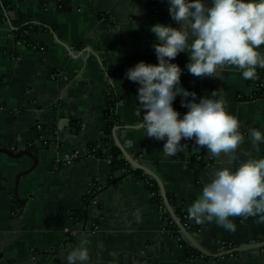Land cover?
I'll return each instance as SVG.
<instances>
[{
    "label": "crops",
    "instance_id": "1",
    "mask_svg": "<svg viewBox=\"0 0 264 264\" xmlns=\"http://www.w3.org/2000/svg\"><path fill=\"white\" fill-rule=\"evenodd\" d=\"M60 1L0 0L11 4L8 11L0 10V148L19 152L33 144L38 158L16 187L17 175L33 160L0 152V264H67L75 248H87L85 264H264V248L182 259L179 237L167 228L169 214L152 200L146 182L88 154V145L103 138L105 100L113 90L120 97L116 115L121 127L114 129L115 137L157 174L173 198L172 208L188 217V207L215 170L264 158V143L257 151L250 135L252 129L264 134V95L248 97L256 90L258 73L245 79L242 70L225 65L215 77H196L186 68L188 55L180 53L172 62L183 70L181 86L196 92L197 102L218 91L245 139L232 164L223 155L211 156L194 138L181 140L183 152L165 156V141L144 136L139 85L125 73L140 61L158 63L153 47L158 41L150 27H178L167 0H67L68 10H60ZM9 21L46 26L29 33L44 50L15 41ZM180 101L178 96L173 107L182 116L187 109ZM74 211H83L85 219L74 221ZM230 219L234 232L215 221L198 224L188 217L194 237L210 252L222 244L264 238L258 216Z\"/></svg>",
    "mask_w": 264,
    "mask_h": 264
},
{
    "label": "clouds",
    "instance_id": "2",
    "mask_svg": "<svg viewBox=\"0 0 264 264\" xmlns=\"http://www.w3.org/2000/svg\"><path fill=\"white\" fill-rule=\"evenodd\" d=\"M168 10L178 27L156 23L150 27L158 63L140 61L125 76L139 85L136 99L143 111L144 136L165 141L163 153L173 157L185 150L181 140L194 138L195 145L211 156L222 155L229 164L244 142L240 122L231 114L218 91L197 102V94L181 86V67L172 61L186 53V68L196 77H215L225 65L242 70L245 79L256 78L257 67L264 69V0H167ZM181 97V116L173 107ZM191 97V99H189ZM251 144L259 151L264 134L252 129ZM189 219L201 224L215 223L235 231L230 217H259L264 222V158H249L235 168L215 170L210 182L187 209ZM87 248H75L67 264H85Z\"/></svg>",
    "mask_w": 264,
    "mask_h": 264
},
{
    "label": "trees",
    "instance_id": "3",
    "mask_svg": "<svg viewBox=\"0 0 264 264\" xmlns=\"http://www.w3.org/2000/svg\"><path fill=\"white\" fill-rule=\"evenodd\" d=\"M11 8L10 3H1L0 2V10L8 11ZM60 10H68L70 6L68 5L67 0H61L59 3ZM13 27L12 35L15 41H21L27 44L29 47L34 50L39 51L44 46L35 43L31 40L29 33L31 31H38L47 29L46 26L42 24H38L35 22H18V21H9ZM44 50V48H43ZM258 73V82L256 90L248 97L250 98H258L264 95V69L257 67ZM120 102V97L114 93L113 90L109 92L106 96L105 100V125L103 128V138L100 143H91L88 145V154L97 156L99 158H104L109 161L112 170H124L125 176L131 177L135 180H144L149 188V191L152 194V200L157 203L161 208L164 207L162 197L160 195V190L158 184L154 179L149 177L144 171L141 169L133 168L130 163L123 156L122 150L117 146L115 141L114 129L117 127H121V122L119 121L116 115V108ZM28 151L32 154H35L34 145L30 144L27 147ZM134 159V155L131 156ZM114 180V179H113ZM167 198L170 203H173V198L170 194H167ZM89 201V196L85 198V205ZM177 215L181 217V214L178 209H175ZM71 218L74 221H81L85 219V213L83 211H74L70 214ZM184 223V219L181 218ZM168 229H170L175 236L179 237V251L180 257L182 259H190V258H208V256L202 255L199 251L194 249L181 235L179 229L168 217ZM188 230L193 232L194 228L192 226H186ZM225 245V244H224ZM223 245V246H224ZM232 246L235 244H226L225 246ZM236 254V253H235ZM233 254V255H235Z\"/></svg>",
    "mask_w": 264,
    "mask_h": 264
},
{
    "label": "water",
    "instance_id": "4",
    "mask_svg": "<svg viewBox=\"0 0 264 264\" xmlns=\"http://www.w3.org/2000/svg\"><path fill=\"white\" fill-rule=\"evenodd\" d=\"M115 141L118 147H120V149L122 150L123 156L125 157V159L130 163V165L135 168V169H141L142 171H144L148 176H150L152 179H154L156 181V183L158 184L159 190H160V195L162 197L163 200V204L164 207L166 208L169 217L171 218V220L174 222V224L177 226V228L179 229L182 237H184V239L197 251H199L202 255L208 256V257H212V258H220V257H226V256H231L235 253L238 252H242V251H247L250 249H260V248H264V238L260 239V240H250L248 242L245 243H240V244H235V245H228V246H223L221 247V249H219L216 252H210L208 250H206L198 241L197 239L194 237L193 232H191L190 230H188L182 220L181 217L179 215H177V213L175 212V210L172 208V205L170 203V201L167 198V192L164 188V185L162 183V181L160 180V178L157 176V174L152 171L151 169L147 168L146 166H144L141 162L133 159L131 157V155H129L121 146V144L119 143L117 137H115ZM0 152L1 153H5L6 155H8L9 157L12 158H19L22 156H28L33 160V163L31 165V167H29L27 170L22 171L21 173H19L17 175L16 178V187L18 186L19 183V179L22 176H25L27 174H29L38 164V158L33 155L32 153H30L28 150H23V151H19V152H14L10 149L7 148H0ZM19 203L21 205H24V200H20L19 199ZM22 212V209L20 208L18 211V214L15 217V222H14V226H15V237L18 234V226H17V218L19 217L20 213ZM14 237V238H15ZM8 243V242H6ZM5 243V244H6Z\"/></svg>",
    "mask_w": 264,
    "mask_h": 264
},
{
    "label": "built area",
    "instance_id": "5",
    "mask_svg": "<svg viewBox=\"0 0 264 264\" xmlns=\"http://www.w3.org/2000/svg\"><path fill=\"white\" fill-rule=\"evenodd\" d=\"M68 159H69V160H71V158H68ZM181 218H183V219H184V223H183V224H184V226H185V227H186V226H188V227H189V226H190V224H189V220H188V217H187V215H186L185 213H182V214H181ZM223 245H224V244H222V245H221V247H223Z\"/></svg>",
    "mask_w": 264,
    "mask_h": 264
}]
</instances>
